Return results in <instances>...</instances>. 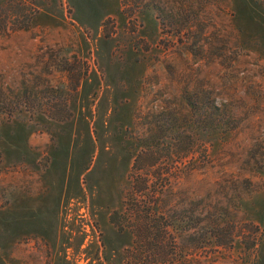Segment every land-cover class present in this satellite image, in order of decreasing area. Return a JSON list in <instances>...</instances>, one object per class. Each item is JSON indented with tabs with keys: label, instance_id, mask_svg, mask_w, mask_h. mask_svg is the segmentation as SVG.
<instances>
[{
	"label": "rangeland",
	"instance_id": "rangeland-1",
	"mask_svg": "<svg viewBox=\"0 0 264 264\" xmlns=\"http://www.w3.org/2000/svg\"><path fill=\"white\" fill-rule=\"evenodd\" d=\"M150 168L166 264H264V0H0V264H140Z\"/></svg>",
	"mask_w": 264,
	"mask_h": 264
},
{
	"label": "trees",
	"instance_id": "trees-1",
	"mask_svg": "<svg viewBox=\"0 0 264 264\" xmlns=\"http://www.w3.org/2000/svg\"><path fill=\"white\" fill-rule=\"evenodd\" d=\"M153 171L147 169L146 175L143 177L142 184L139 186L135 193L129 194L127 197L126 209L123 212L122 218L112 217V221L117 224L120 229H125L127 226L139 240L141 244L142 256L139 260L140 264H166L168 241H174L177 245V237L169 234V225L167 223L168 210L167 205L161 202L160 197L164 193H158L157 182L151 181L150 176H155ZM127 196V195H126ZM129 202V203H128ZM188 219L185 229H181V236H191L194 231L193 222L194 217H197V213L194 210L186 213ZM214 221L210 219L207 221L208 225H212ZM197 224V223H196ZM219 225V223H217ZM213 226V225H212ZM196 228V227H194ZM197 229V228H196ZM169 234V235H168ZM186 240V239H185ZM194 243L183 242L181 247L196 248ZM129 252V258H131V249ZM173 252V251H172ZM151 255H160L159 259L150 260Z\"/></svg>",
	"mask_w": 264,
	"mask_h": 264
}]
</instances>
